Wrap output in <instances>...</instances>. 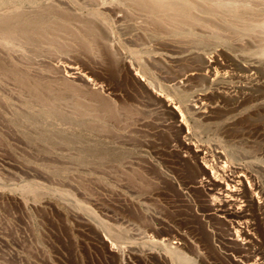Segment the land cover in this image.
Instances as JSON below:
<instances>
[{
	"label": "rangeland",
	"instance_id": "1",
	"mask_svg": "<svg viewBox=\"0 0 264 264\" xmlns=\"http://www.w3.org/2000/svg\"><path fill=\"white\" fill-rule=\"evenodd\" d=\"M195 1L160 0L149 13L139 0H0V264H177L151 234L168 229L186 264H218L189 222L203 208L219 256L233 246L264 264V0L233 2L232 33L221 14L194 10L184 24L167 5ZM89 23L108 57L73 41ZM88 68L112 73L119 90L92 83ZM206 153L241 168V182L227 190ZM184 161L200 173L188 187ZM220 206L244 217L234 225Z\"/></svg>",
	"mask_w": 264,
	"mask_h": 264
},
{
	"label": "bare ground",
	"instance_id": "2",
	"mask_svg": "<svg viewBox=\"0 0 264 264\" xmlns=\"http://www.w3.org/2000/svg\"><path fill=\"white\" fill-rule=\"evenodd\" d=\"M97 1L98 0H92V2L94 4H96ZM159 1L160 0H139L138 5L143 10H145L146 12L153 13V12L159 11V9H161V7L163 6V4H160ZM187 1H190V0H187ZM235 1L236 0H197V1H195V3L190 2L186 5H180L179 3H176V2L175 3L169 2L167 5H168V8L173 9L175 11H179L183 14L182 22L184 24L190 23V20L193 17V15L191 13L194 10H197L201 14H207V15L221 14L222 18L224 19L223 20L224 25L222 26V28L225 27L226 31H230V33H232L234 30V26H233L234 19L237 17H240V18L242 17L241 16L242 14H240V13L236 14L235 12H233L234 10H232L233 9L232 7L234 6L233 2H235ZM241 2H242V0H241ZM13 18H14V15L5 16V17H3L2 22H4L8 26H11ZM14 20H15V18H14ZM206 23L209 24L208 21ZM30 24L31 23L28 22V23H24L21 26L20 31L22 34L27 35L28 32L31 31ZM210 25H211V23L208 25V28L210 27L209 28L210 30L208 32L211 34V36H213L214 38H220L221 39V36H219L217 29H215L216 28L215 25H213V24L211 26ZM35 26L36 27L39 26L40 34L42 31H43V33H45V29H44L41 22H36ZM243 27L245 28L244 31L248 32L253 27H256V26H253L250 23H247ZM211 28H212V30H211ZM56 29L57 30H63V27H61V26L56 27ZM81 32L83 34L82 37L76 36V34H74V33H71V37H72L73 41L75 43H77L79 47L82 48V50H84L86 53L92 55L93 57L96 56L97 54H101L102 56H105V58L108 57L109 51L107 49V44H108L109 40L107 37H105L103 35L100 36L99 34H97L96 26L94 24H92V23L87 24L82 29ZM185 33L187 35L192 34L191 31L185 32ZM100 39L102 41H105V42L102 43L100 41ZM112 66H111V68L102 67L100 69L101 70H107L108 72H110L109 70H115L114 68H112ZM88 69L90 70V73L92 75V79H91L93 81L92 83H94L97 86H107V87L112 86L109 88V90H111L110 93L119 90V83L115 82L114 87H113V81H114L113 77L114 76L112 73L109 74V77H105L104 75H102V73H100V71L98 72L97 70L92 69V68H88ZM116 73H118L117 75H119V70H117ZM149 73L150 72H146L147 75ZM213 85H214L215 89H224L226 91L236 90L235 89L236 87L234 85H230L229 83H225V82L214 81ZM195 98L197 99V101L200 99L199 96H194L192 99L195 100ZM103 105L105 107H107L110 105V103L107 100H103ZM104 109H106V108H104ZM210 157L218 158L220 160H222L221 158H223L221 155L217 156V154H215V153H212L210 156L207 155V153H206V156L204 159L209 164L211 161ZM223 163L224 164L218 165V167L212 166L211 164H210V166L214 170L216 177H218V178L221 177V179L225 180L227 190H229L230 187L232 186V184L234 185L232 187H236L235 186L236 183L241 182L240 176H242V174L245 172L242 171L241 168H239V167H232V166L229 167L225 161ZM182 167H183V169L181 170V173L178 175L182 184L185 185L186 187H188V185H190L192 183H196L197 179L200 176V173L194 167H192L191 164L187 161H184ZM253 189L255 190L256 193H260L261 185L256 184L255 188L253 185ZM258 189H259V191H258ZM263 194H264V192H263ZM230 196L236 197V199L240 200V202H245V200L247 198V196H245L243 194L236 195V196L230 195ZM214 198H215V200L220 199L218 196H215V195H214ZM189 206L186 207L187 211H191V208ZM201 211H202L203 216L205 217L206 212H205L204 208L201 209ZM212 211H216V212L220 211L222 214L229 216L230 220L233 221L234 225L239 224L240 221L242 220V218L244 217V216H241V214H238L234 211H229L228 209H226L225 206L213 208ZM190 214H191V212H190ZM203 218H201V216L199 217L195 214H191L189 222L198 226V231L201 235V242L206 246L208 251L213 255L214 260L218 264H228V262L231 260L229 258V255L234 256V257L235 256L239 257L243 264H260L258 261L262 260L261 255H260V253H258L255 250L254 251H247L243 248H237V247H233V246H227V247L225 246V247H222V249L224 250V253L226 255L225 258H223L222 256H219L210 243L211 242V236L206 232V225L209 223V221H207L206 219L204 220ZM183 224H185V223H183ZM255 226H256L255 227L256 232L261 236V238L263 239V242H264V227L261 225V223L259 221L256 222ZM236 231L238 233L237 234L238 236H242V234H239L242 232L238 228H236ZM151 234H152V236H154L157 239V241L162 242L164 245H166V247H168V249H169L168 252L178 255L179 259L177 261V264H186V262H188L187 257L178 248L171 247L170 239H172V238L177 239V235L174 233L173 230L168 229V230L158 231L156 233H151ZM215 237L219 241L222 240V234L219 232H216ZM229 245H230V243H229Z\"/></svg>",
	"mask_w": 264,
	"mask_h": 264
}]
</instances>
